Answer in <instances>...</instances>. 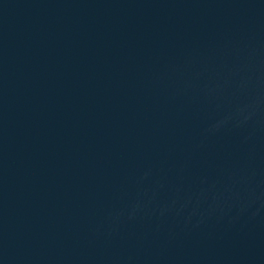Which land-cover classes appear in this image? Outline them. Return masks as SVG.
<instances>
[{"label":"water","instance_id":"1","mask_svg":"<svg viewBox=\"0 0 264 264\" xmlns=\"http://www.w3.org/2000/svg\"><path fill=\"white\" fill-rule=\"evenodd\" d=\"M0 264H264V0H0Z\"/></svg>","mask_w":264,"mask_h":264}]
</instances>
